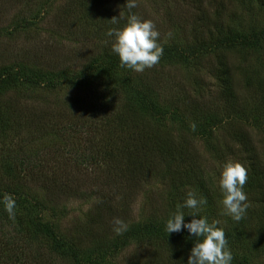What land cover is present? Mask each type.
Instances as JSON below:
<instances>
[{"label":"rangeland","instance_id":"rangeland-1","mask_svg":"<svg viewBox=\"0 0 264 264\" xmlns=\"http://www.w3.org/2000/svg\"><path fill=\"white\" fill-rule=\"evenodd\" d=\"M239 1L137 0V7L131 11L152 20L160 33L158 43L169 49L163 50L152 68L135 72L120 66L118 57L111 52L112 40L102 44L95 34L104 27L99 24L104 18L123 15L126 20L125 0H0V70L18 72L19 66L26 69L24 73L35 76V80L42 77L41 80L49 82L52 77L65 75L75 80L72 87L57 88L44 85V81L36 88L22 83L16 87L5 84L0 97L11 104L14 116L39 123L38 133L31 135L35 139L32 143L20 142V138L26 140L30 134L13 142L16 152L23 147L30 161L15 185L41 204L39 212L33 211L37 213L35 216L53 224L62 238L75 240L81 264H149L158 259L167 264L168 248H154L146 240L129 239L127 231L116 235L112 221L119 218L129 228L160 218L176 211L188 191L207 201L200 207L199 216L207 217L209 222L218 220V227L224 233L240 240L234 251L236 264L239 261L264 264V233L262 237L254 234V227L258 226L254 197L243 189L248 208L244 218L235 222L223 214L218 188L225 161L244 166L249 158L255 157L264 163V116L258 121L261 127H255L258 136L253 137L251 148L245 150L244 144L236 145L231 137L245 128L240 112L244 104L248 105L249 114L252 106L264 107V43L250 50L237 45L224 52H202L199 57L192 54L198 48L195 33H204L206 26L212 27L215 10L223 13L226 8L228 11L234 8L235 18L241 16L243 22L248 26L254 24V30L258 31L264 12L258 7L251 10ZM125 20H118L113 27ZM231 22L235 27L240 25L238 19ZM106 55L118 60L113 73L98 68L85 80L86 84L76 81L83 74L88 75L95 61L107 63L109 68ZM223 60L233 69H239L238 74L234 71L232 83L238 97L233 108L225 106L214 83L213 66ZM114 73L125 83L129 80L137 89L130 90L134 95L144 92L147 102L153 101L160 110L155 113L139 101L132 103L130 91L125 92L123 87L117 88L112 83L110 75ZM241 76L249 79L248 86ZM106 92L111 98L105 99L118 110L125 124L130 127L145 124L164 140L177 144L186 151L182 166L189 165V176L190 172L197 177L202 175L203 181L187 180L175 174L181 165L179 161L176 165L170 162L167 168L168 162L152 158L143 165L142 155L140 163L120 158V146L130 143H119L117 151L110 150L107 145L113 147L115 140L111 143L109 136L99 134L97 124L103 106L100 95ZM147 122L150 125L146 126ZM204 133L212 134L208 144L202 137ZM87 156L91 159L84 160ZM180 187L183 188L179 198L176 190ZM203 191L208 192L207 197ZM182 211L192 219L189 213L193 210ZM184 251L187 259L190 250ZM40 253L37 251L35 255ZM42 256L46 264H69L58 260L50 263L49 254L44 251Z\"/></svg>","mask_w":264,"mask_h":264},{"label":"trees","instance_id":"trees-1","mask_svg":"<svg viewBox=\"0 0 264 264\" xmlns=\"http://www.w3.org/2000/svg\"><path fill=\"white\" fill-rule=\"evenodd\" d=\"M239 2L240 5H247L249 8L251 7V10L258 7L260 11L264 12V0H241ZM234 13H237L234 8L230 11L226 8V11L223 13L215 10V21L212 27L210 28L209 26H206L204 33L203 31L200 34L195 33L196 36L194 37L197 40L196 47L198 48L194 49L192 54L199 57L202 52H224L228 51L229 48L237 47V45L245 50H250L251 48H257L264 43V19L261 27L258 28V31H255L253 28L254 24L248 26L246 22H243L244 19L241 16L235 18ZM224 16L227 19L224 18ZM230 18L238 19L240 23L239 27H235L231 22L235 19L230 20ZM207 22L208 21H206V23ZM99 24H103L104 27L95 32L96 36L98 35V40L102 44L111 42L112 38L105 35L109 28H113L111 19L104 18ZM245 25H247L246 29ZM167 49L169 48L163 47V50ZM190 49L193 48L190 47ZM170 51H168V53ZM199 51L201 52L199 53ZM108 55L106 56L109 57V68H106L107 63L103 64L95 61L90 66L91 68L88 75L83 74L81 78L76 81L80 84L82 82L86 84L85 80L88 79L90 75L95 74L93 72H97L98 68L103 69L105 72L107 71L106 73H113L116 65L115 63H118V60L117 58ZM170 58L172 57H168V59ZM17 68L18 72L13 71L12 69L0 70V91L5 84H10L16 87L17 83H22L36 88L41 84L40 81H44V85L49 86L50 88H57L58 86L68 85H71L72 87L75 83L73 78L71 80L67 78L66 75L59 78L52 77V80L49 81L50 83L41 80L42 77L35 80V76L34 78L30 76L31 73H24L26 71L25 68L21 69L19 66ZM235 70L238 74L239 69H233L230 63L226 60H223L222 62L217 61L213 66L215 74V77H213L218 90L217 93L223 97L225 106L232 108L237 106L236 102L238 101V97L234 92L232 84ZM110 77L112 83L117 88L123 87L122 90L125 92L128 90H137L133 85L131 86L129 80L125 83L123 81L124 79L115 77V73L114 76L110 75ZM241 80L244 81L245 86H248L250 83L248 78L244 80L242 76ZM124 86L127 87L124 88ZM109 94V92H106V94L100 95V101H103V106L99 112L97 120L99 123L97 124L99 126V134L102 136H109V138H111V143L113 139L115 140V143H112L113 147H111V144L107 145L110 147V150L117 151L116 149L119 143H122L121 145L130 143L126 144L125 147L120 146V158L125 157L126 160L130 159L129 161L132 162L135 160L140 163L142 155L143 158L141 163L143 165L146 162L148 163L149 158H152L155 161L161 160L162 162H168L167 168L170 167V162H174L176 165V162L179 161V164L181 165L178 172H174L175 174L179 176L183 175L187 180L194 179L195 181H203L202 175L197 177L190 172L189 176V171H191L188 168L189 165L185 164L186 166H182V163H185L183 154H185L186 151L182 150L177 144L170 142L169 140H164L161 138V135L157 134V132L146 128L145 124L137 127H130L125 124V119L119 118L117 113L118 110L115 109L108 99H105V97L111 98ZM129 99H134L131 100L132 103H142L143 106L152 109V112L156 113L160 110L157 105H154L153 101L149 100L150 102H147V95L144 92L134 95V93L130 91ZM10 105L9 102L0 97V196L4 193H8L11 194L16 201L14 220L9 219L8 214L3 209V205L0 204V264H46L43 261V251L45 254H49L50 263L58 260L69 264H81L80 253L75 245V240L62 238L53 224L43 222L40 216H35L37 213L33 214V211H38L41 204L38 201L33 200L29 196V193L24 189L15 185L17 180L21 179L20 174H22L25 168L30 166V161L27 160L28 157L24 155L23 147H19L22 151L16 152L13 147V142L15 140L19 142V136L22 137L24 134H30V137L26 140L20 138V142L23 145L29 141L32 143L35 139L31 135L38 133L37 124L39 123L35 124L25 117L21 118L20 115L14 116ZM243 106L245 108L240 112H242L241 114L244 116V119L242 118V120L245 128L243 131H237L231 137H233L232 140L236 145L244 144L242 147L246 150L248 147L251 148L253 145V137H256L257 135L254 133L257 131L255 127H257V129L258 127H261V125L258 124V121L264 116V107H261V104L252 106L249 114L247 111L248 105L244 104ZM147 124L150 125L147 122L146 126ZM65 130L67 129L65 128ZM138 131L142 132L137 134ZM202 137L206 138L205 141L207 142L209 140L208 138L212 137V134L204 133ZM208 143L209 142H207V144ZM107 156H109V153ZM87 157H84V160L91 159L90 156ZM138 167L139 169L141 168V166ZM244 167L247 170V180L243 189L247 194L254 197L253 199L258 205V219L255 224L258 226L254 227V234L262 237L264 233V163L257 158L252 157L248 159V165L244 164ZM182 188L183 187H180L176 190L177 195H182ZM204 191L203 194L207 197L208 192L204 193ZM181 195H179V198ZM254 212L257 214L256 211ZM170 214L171 213H166L160 218L154 217L155 219L139 222L130 226L127 230L128 236L129 239L135 238L146 240L151 245L153 244L154 248H156V246L168 248L170 256L166 259L168 261L167 264H186L187 259L185 258L186 254L184 250L188 251L191 249L194 237L184 229L178 233L167 235L164 224ZM186 219L190 221L188 217L184 216L185 222H189ZM10 226L11 230L9 229ZM225 238L228 241L229 249L233 250L232 264H236L238 258L234 251L238 249V246L241 244L240 240L227 233H225ZM34 239L37 240V244ZM77 239H79V237H77ZM34 243L37 251L41 252L40 255H35L37 251L33 246ZM239 262V264L244 263L243 261ZM149 264L166 263L161 262L158 259L153 262L149 261Z\"/></svg>","mask_w":264,"mask_h":264},{"label":"clouds","instance_id":"clouds-1","mask_svg":"<svg viewBox=\"0 0 264 264\" xmlns=\"http://www.w3.org/2000/svg\"><path fill=\"white\" fill-rule=\"evenodd\" d=\"M124 7L128 10L126 20L121 15L111 18V23L117 25L118 20L125 22L108 29L105 35L112 38L111 52L118 57L121 67L143 72L156 65L163 55V46L158 43L160 33L152 20L143 19L131 11L137 7V0H125ZM191 127L194 129L195 125ZM246 180L247 170L240 163L228 160L222 164L218 177V188L222 197L220 203L223 214L230 216L235 222L244 218L248 208L247 195L243 191ZM206 203L205 198L197 199L195 193L188 191L183 202L177 205L176 211L166 219L165 231L168 235L184 229L194 237L186 264H232L233 255L223 228L218 227L220 222H209L207 217L198 214L200 207ZM0 204L9 219L14 220L15 198L4 193L0 196ZM182 209L193 210L189 213L192 217L189 222H185ZM112 224L116 235L128 230V225L119 218H113Z\"/></svg>","mask_w":264,"mask_h":264}]
</instances>
